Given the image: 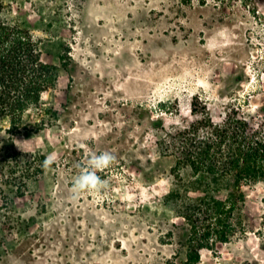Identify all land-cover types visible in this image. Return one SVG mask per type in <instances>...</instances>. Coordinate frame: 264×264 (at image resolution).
Segmentation results:
<instances>
[{
	"label": "rangeland",
	"instance_id": "obj_1",
	"mask_svg": "<svg viewBox=\"0 0 264 264\" xmlns=\"http://www.w3.org/2000/svg\"><path fill=\"white\" fill-rule=\"evenodd\" d=\"M4 2L59 81L26 129L0 134V264L184 260L187 227L167 198L174 158L157 143L205 105L215 122L239 111L264 128V0ZM103 151L116 156L98 172L107 189L73 198L80 167ZM243 193L246 234L202 250L199 264H264V181Z\"/></svg>",
	"mask_w": 264,
	"mask_h": 264
},
{
	"label": "trees",
	"instance_id": "obj_2",
	"mask_svg": "<svg viewBox=\"0 0 264 264\" xmlns=\"http://www.w3.org/2000/svg\"><path fill=\"white\" fill-rule=\"evenodd\" d=\"M5 9L0 0V134L20 133L26 113L39 109L43 95L59 81V67L43 60L41 41L28 28L5 20ZM60 61L67 66L64 56ZM198 100L192 99L194 116L200 112ZM199 116L157 143L163 157L174 158L175 185L167 198L187 227L185 258L170 264H199L202 250L245 235L243 188L264 181V128H254L239 111L215 122L205 105Z\"/></svg>",
	"mask_w": 264,
	"mask_h": 264
},
{
	"label": "clouds",
	"instance_id": "obj_3",
	"mask_svg": "<svg viewBox=\"0 0 264 264\" xmlns=\"http://www.w3.org/2000/svg\"><path fill=\"white\" fill-rule=\"evenodd\" d=\"M57 160L55 152L49 153L41 167L47 171L52 168ZM116 160V156L109 151L99 154L93 152L87 159L85 166L80 167L78 174L73 178L71 187L72 197L76 198L82 193L99 195L108 187V181L102 179L98 172L109 168Z\"/></svg>",
	"mask_w": 264,
	"mask_h": 264
}]
</instances>
